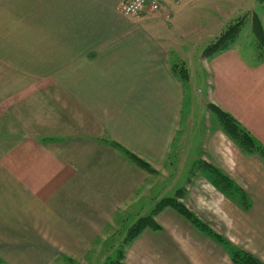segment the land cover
Masks as SVG:
<instances>
[{"label": "crops", "instance_id": "0c3cea01", "mask_svg": "<svg viewBox=\"0 0 264 264\" xmlns=\"http://www.w3.org/2000/svg\"><path fill=\"white\" fill-rule=\"evenodd\" d=\"M170 4L164 0L158 13L133 18L132 33H121L123 18L100 13L92 30L84 24L77 36L41 40L46 50L31 71L41 79L31 86L27 75H17L13 85L2 83L0 71V126L9 123V130L0 131V255L7 264H51L61 249L85 254L81 234L92 233V226L108 231L114 223L105 217L131 209L140 193L149 196L147 174L107 138L154 166L166 162L182 98L171 58L189 55L181 45L173 50V23L164 17ZM254 56L251 63L231 49L202 68L210 102L264 141V63L255 66ZM29 98L39 112L33 128L24 121ZM214 132L208 134L207 156L227 169L250 200L243 209L224 198L229 243L264 264V161L243 155ZM219 206L212 203L213 210ZM214 240L212 254L199 249L197 264H234ZM185 252L166 232L146 230L126 262L194 264Z\"/></svg>", "mask_w": 264, "mask_h": 264}, {"label": "rangeland", "instance_id": "374dc122", "mask_svg": "<svg viewBox=\"0 0 264 264\" xmlns=\"http://www.w3.org/2000/svg\"><path fill=\"white\" fill-rule=\"evenodd\" d=\"M121 1L0 0L2 83L13 85L19 79L17 75H27L31 86L30 83L41 79L31 72L46 50V47H42L41 40L77 36L84 24L92 30L93 23L100 22L101 15L106 14L109 19L123 18L126 25H123L121 33H132L133 25L129 26L128 22L132 23L133 18L125 15ZM167 1L171 4L164 17L173 23V50L181 45L182 48L188 49L189 55L185 58L173 54L171 58L173 73L181 83L182 98L178 132L172 140L166 162L154 166L142 157L139 158L121 142L108 137L107 143L110 146L123 151L130 159L133 160L132 155L144 163L142 165L133 160V164L147 174V182L152 184L147 186L150 194L147 197L140 193L139 199L131 202V209H124L111 218L105 217L107 222L112 219L114 223L108 227V231L98 232L96 229L99 227L92 226V233L81 234L87 238L85 254L84 250L76 254V250L61 249L54 254L51 264H127L130 247L146 230L166 232L169 240L182 245L186 255L197 264L199 249L204 248L211 254L214 252L211 245L214 235L230 242L227 237L225 199L240 204L241 196L242 199L246 198V203L250 202L247 194L228 176L227 169L211 161L209 154L207 156L208 141L212 138V135L208 134L212 130L215 134L220 131L243 155L258 156L263 161L264 141L241 120L210 102L207 75L202 67L231 49L240 51L251 63V55L255 54V66L264 63V0ZM187 2L190 4H186ZM103 6H106V9H103ZM161 8L162 2L159 11ZM99 25L96 27L99 28ZM32 100L33 98H29L23 113L26 125L33 128L38 122L36 118L39 112L34 109L37 101ZM41 113L43 114L42 111ZM234 122L238 124L236 131ZM3 123L5 126H0V131L4 132L5 128L9 130V123ZM20 125L21 123L17 124L15 128ZM232 132L237 135L234 139L231 137ZM248 135L250 137L246 138ZM236 139L243 141V145L248 146V150L252 152H246L237 144ZM142 171L139 172L143 174ZM226 177L233 184L229 183ZM152 199L155 202L151 205L149 202ZM163 201L184 206L196 220L209 229L210 234L170 207L157 212ZM217 201H220L219 210H213L212 203ZM224 201L226 202L223 203ZM19 203L22 204L20 201ZM241 206L245 208L242 204ZM27 208L29 207H23V210ZM31 211L36 213L37 210L33 208ZM148 222L154 228L147 227ZM136 231H141V234L136 235ZM29 252L34 254L36 251ZM0 264H7L1 255Z\"/></svg>", "mask_w": 264, "mask_h": 264}, {"label": "trees", "instance_id": "16d2710c", "mask_svg": "<svg viewBox=\"0 0 264 264\" xmlns=\"http://www.w3.org/2000/svg\"><path fill=\"white\" fill-rule=\"evenodd\" d=\"M263 44H264V41H263ZM260 49H261V48H260ZM262 49H263V48H262ZM233 127H234V131H236V130H237V127H238V124H236V123L234 122ZM240 132H242V130H240ZM236 136H237V135H236L235 132H232V133H231V137H232L233 139L236 138ZM248 137H250V136L248 135L246 138H248ZM236 140L238 141L237 144H238L239 146L243 147L244 150H245L246 152H249V153L252 152V151L248 150V146L243 145V144H244L243 141H241L240 139H236ZM250 142H253V141L250 140ZM131 157L133 158V160H135V161L139 162L140 164L144 165V163L141 162V161H140L139 159H137L136 157H134V156H132V155H131ZM226 178H227L226 180H227L229 183H232V181H231L228 177H226ZM232 184H233V183H232ZM234 190L236 191L235 187H234ZM245 196H246V195H245ZM240 199H241V200H240V203H241L243 206H245V209H246V208H249V202L246 203V198L243 197V199H242L241 196H240ZM167 207H170V208L174 209L175 211H177V212H179V213L185 215L186 218H188L189 220H191L193 223L197 224V226H198L202 231L207 232V234H210L209 229H206V228L203 226L202 223H200L198 220H196V219L194 218V216L190 213V211H188L184 206L179 205V203H171V202H167V203H166V201H163V202H161V204L159 205L157 212H158V211H161V210H163L164 208H167ZM148 224H149V225H148L147 227H153L152 225H150L149 222H148ZM153 228H154V227H153ZM156 228H157V227H156ZM136 232H137L136 235H138V236L141 234V231H136ZM213 237H214L215 240H217L219 243H221V244L225 247V249L229 252V254H230L231 257H232V260H233L234 264H263V263H261L258 259H256L254 256H252L251 254H249V253H247V252H244V251H242V250H240V249L234 248L230 243L226 242V241H225L224 239H222L221 237H217V236H215V235H214Z\"/></svg>", "mask_w": 264, "mask_h": 264}, {"label": "built area", "instance_id": "2783aa9c", "mask_svg": "<svg viewBox=\"0 0 264 264\" xmlns=\"http://www.w3.org/2000/svg\"><path fill=\"white\" fill-rule=\"evenodd\" d=\"M162 0H122L124 13L127 17L136 18L142 13H157L160 9Z\"/></svg>", "mask_w": 264, "mask_h": 264}]
</instances>
